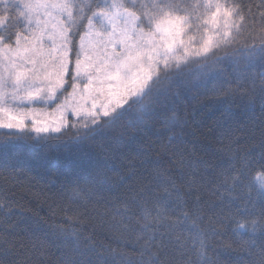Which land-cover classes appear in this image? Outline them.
I'll list each match as a JSON object with an SVG mask.
<instances>
[{
  "label": "snow or ice",
  "instance_id": "1",
  "mask_svg": "<svg viewBox=\"0 0 264 264\" xmlns=\"http://www.w3.org/2000/svg\"><path fill=\"white\" fill-rule=\"evenodd\" d=\"M25 149L69 203L0 201V264H264V0H0V171Z\"/></svg>",
  "mask_w": 264,
  "mask_h": 264
},
{
  "label": "trees",
  "instance_id": "2",
  "mask_svg": "<svg viewBox=\"0 0 264 264\" xmlns=\"http://www.w3.org/2000/svg\"><path fill=\"white\" fill-rule=\"evenodd\" d=\"M217 55L223 57L225 52L221 49ZM217 68L225 69L227 74L231 71L230 62L224 60ZM259 72V68L255 69ZM259 77L257 78V82ZM197 90L194 88L193 93ZM204 97L199 96L197 99L189 98L188 112L191 114L192 120L201 118V113H205L210 119L217 112L213 109L208 111L202 103ZM255 116H260L259 105L257 104ZM255 139L258 142L260 139L259 128L255 131ZM243 142V141H242ZM77 149L73 148L72 151ZM85 150V149H81ZM66 153L55 151H41L25 149L18 156L13 157L9 163V169L0 171V201H11L18 209L24 211V223L40 224L42 231H50L51 227L60 223L64 212L61 210L64 205L69 203V196L66 195L63 203L57 201L53 196L54 188L48 186V177L52 169H44L40 166L42 160L56 161L62 158ZM73 205L72 207H76ZM71 215V211L68 213ZM0 215H3V209L0 208ZM15 218V217H14Z\"/></svg>",
  "mask_w": 264,
  "mask_h": 264
}]
</instances>
